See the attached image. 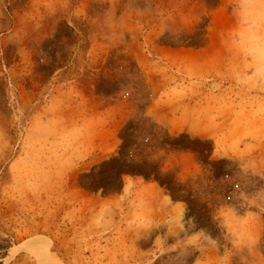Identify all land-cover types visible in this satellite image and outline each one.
<instances>
[{
	"label": "rangeland",
	"instance_id": "obj_1",
	"mask_svg": "<svg viewBox=\"0 0 264 264\" xmlns=\"http://www.w3.org/2000/svg\"><path fill=\"white\" fill-rule=\"evenodd\" d=\"M0 264H264V0H0Z\"/></svg>",
	"mask_w": 264,
	"mask_h": 264
},
{
	"label": "crops",
	"instance_id": "obj_2",
	"mask_svg": "<svg viewBox=\"0 0 264 264\" xmlns=\"http://www.w3.org/2000/svg\"><path fill=\"white\" fill-rule=\"evenodd\" d=\"M154 182L152 180H150L149 178L148 179H145L144 180V183H143V187H148L150 185H152ZM158 196H159V199H162V197L164 196V194L161 192L158 193Z\"/></svg>",
	"mask_w": 264,
	"mask_h": 264
},
{
	"label": "built area",
	"instance_id": "obj_3",
	"mask_svg": "<svg viewBox=\"0 0 264 264\" xmlns=\"http://www.w3.org/2000/svg\"><path fill=\"white\" fill-rule=\"evenodd\" d=\"M235 188L237 189V188H238V186L236 185V186H235Z\"/></svg>",
	"mask_w": 264,
	"mask_h": 264
}]
</instances>
